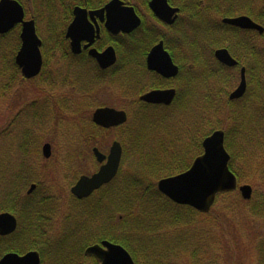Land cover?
<instances>
[{"label": "trees", "instance_id": "trees-1", "mask_svg": "<svg viewBox=\"0 0 264 264\" xmlns=\"http://www.w3.org/2000/svg\"><path fill=\"white\" fill-rule=\"evenodd\" d=\"M17 1L25 8L27 18L36 22L38 35L43 41L44 57V67L39 77L45 78L44 83L52 89L57 86L55 78L63 76L61 79H65L64 74L52 77L47 71L52 55L57 52L63 57L67 55V14L64 8L69 5L93 7L98 5L97 0ZM108 1L110 0H99V8ZM262 19L264 26V16ZM198 32L207 40L211 37L209 29H200ZM129 38L130 36L120 37L117 44L120 55L129 52ZM20 47L19 26L0 36V83L2 79L7 82L0 85V98L5 96V90L9 91L22 80L21 71L15 62ZM199 58L192 61L199 66V77L193 85L191 78L188 79L189 85L185 81L182 97L184 104L180 110L160 111L143 106L137 112H129L127 124L121 127H127L126 137L121 141L123 158L126 159L129 153L134 157L131 161L133 170L125 172V175L122 166L115 180L91 197L84 200L72 198L58 231L52 225L55 216L50 214L55 207L48 205L49 198L39 197L41 168L37 169V164L32 163L33 170L29 168L30 172L26 173L24 169L30 158L29 150L23 144L18 147L14 156L20 151L24 156L22 160L29 157L24 166L18 165L16 172L6 165L4 168L0 167V212L14 214L19 222L13 235L0 237V259L7 253L24 254L36 250L41 254V264H84L88 260L84 253L89 246L109 241L126 248L136 264H175L161 260L162 256H167V245L163 241L165 237L156 240V234L162 231V217H170L171 221L185 225L188 232L189 228L193 230L195 217L206 215L170 201L158 191L157 182L164 176H176L187 171L192 162L203 153L204 139L217 130L225 131V145L231 155L230 168L239 182L241 174L232 162L237 157L234 149L238 147L241 153H251V157L256 158L261 156V148H264V60L262 89H254L257 76L251 70L253 74L249 76L246 97L233 103L214 100L215 96L221 95L225 85L220 82L214 87L208 55L200 54ZM86 123L85 130L82 131L84 137L96 130L99 133L109 131L95 126L91 121ZM0 155V164L6 163L1 153ZM6 176L10 179L5 180ZM33 183L37 185V189L33 194L27 195V190ZM250 211L255 216L264 215V195L251 202ZM187 234H180L171 248L177 246L180 250L188 249L189 242L182 241L183 237H188L193 243L190 249L194 250V264H199L196 257L199 247L193 242L196 240L193 237L195 232ZM257 250L260 264H264V239Z\"/></svg>", "mask_w": 264, "mask_h": 264}, {"label": "rangeland", "instance_id": "rangeland-1", "mask_svg": "<svg viewBox=\"0 0 264 264\" xmlns=\"http://www.w3.org/2000/svg\"><path fill=\"white\" fill-rule=\"evenodd\" d=\"M63 67L62 55L57 52L52 55L47 71L53 77L56 72L64 71ZM7 76L8 74L5 77ZM44 80L45 78L40 77L34 81L19 80L9 91L5 90V96L0 98V136L5 135L0 139V153L6 161L1 163L0 167L4 168L6 165L11 171L16 172L17 166L23 167L29 157L35 159L37 166L40 164L38 167L41 168L42 174L39 197L49 198L48 205L50 204L51 208L55 207L50 214L55 216L52 225L58 231L74 198L70 192L72 186L80 176L91 175L100 166L92 149L98 147L103 153L108 154L114 141L122 143L121 140L126 137L127 127L104 133L96 130L88 137H84L82 131L85 130L86 121H91L94 111L99 107L125 109L128 101L122 98L120 86L119 88L118 85L102 83L99 87H92L93 90L87 94L91 96L78 97L76 100L78 103H75L72 96H77L76 90L72 91L66 86L51 90ZM238 80L236 77V80L232 81L231 90L239 85ZM82 82L84 85L82 89L90 90L87 82ZM1 83L7 82L6 80L3 82L2 79ZM67 93L71 94L68 101L65 97ZM33 101L36 103L32 105ZM46 143L52 147L50 159H46L42 154V148ZM21 144L29 150V157L25 160H22L24 156L20 151L14 156ZM234 150L237 157L232 162L241 174L239 184L250 185L253 188L252 198L244 200L239 191L220 194L211 211L204 214L206 216L195 217L193 230L189 228L188 232L185 225L171 221L170 217H162V231L156 234L157 239L154 236L156 240L165 237L163 241L167 245V256L164 258L162 256L161 260L175 264H194L192 258L194 250L190 249L193 243L188 237L182 239L183 242L186 241L185 243L189 242L188 249L180 250L177 246L171 248L173 246L171 244H176L180 234L185 236L187 233L195 232L193 237L195 236L196 240L193 242L199 247V252L195 251L199 264H260L257 247L264 239V215L255 216L250 209L251 202L264 195V148H261V156L256 158H252L251 153H241L238 147ZM133 160L131 153L123 160L124 173L133 170L131 163ZM29 168L33 170L30 158L24 171L30 172ZM4 179L8 180L10 177L6 176ZM183 242L182 245L185 244ZM94 261L89 258L84 264H94ZM147 261L150 262L148 259Z\"/></svg>", "mask_w": 264, "mask_h": 264}, {"label": "flooded vegetation", "instance_id": "flooded-vegetation-1", "mask_svg": "<svg viewBox=\"0 0 264 264\" xmlns=\"http://www.w3.org/2000/svg\"><path fill=\"white\" fill-rule=\"evenodd\" d=\"M122 1L125 6L135 9L141 19L140 26L130 34L120 33L115 35L105 27L106 21H101L98 15L92 18L88 14V20L93 24L96 34L98 32L99 38H96L92 44L89 40L83 39L81 41V52L78 54L73 52L71 39L67 38V31L75 20V9L79 7L90 13L103 8L109 1L100 8L99 0H97L98 5L93 7L69 5L64 8L67 14L65 30L67 55L62 56L64 71L59 73L64 74L65 79L63 81L61 79L63 76L57 77L55 79L57 86L51 90L60 88V86L71 88L72 91L76 90L77 96H72V98L75 103H78L76 101L78 97L91 96L87 94L93 90V86L99 87L102 83L110 86L118 85L117 87L120 86L122 89V98L128 101L125 109L120 110L126 111L128 115L129 112H137V109L143 106L160 111L180 110L184 104L182 97L185 81L189 85L188 79L191 78V85H193L199 77V66L194 65L192 61L198 60L200 54L208 55L211 61L209 69L212 73L214 87L220 82L225 85L220 93L221 97H214L216 102L227 99L230 102L237 103L243 100L249 90V76L253 74L251 70L255 71L257 76V85L254 89L257 91L262 89L264 33L261 34L254 29H242L226 23L225 20L249 17L256 24L263 26L264 0H167L168 5L177 10L171 17V19H174L172 24L162 20L155 14L150 7L152 0ZM200 29L210 30L211 37L209 40L200 36L198 32ZM123 36H130L128 40L129 52L120 55L117 44H119L120 37ZM206 41L208 42L206 43ZM160 44H162L163 50L168 56L161 53L163 52L161 51L156 52L150 58L154 49ZM109 47H113L116 52V62L112 66L103 69L90 51L96 50L101 54ZM219 50H226L237 64L228 66L220 62L216 57ZM175 67L177 73L173 75ZM159 68L172 76L161 74L157 70ZM243 69H245L247 81L246 93L241 99L231 100V94L241 83ZM59 73L56 72V75ZM235 76L239 79V85L231 90L232 81L236 80ZM37 78L31 80L34 81ZM31 80H25L22 77V81ZM82 81L87 82L90 90L82 89L84 88ZM165 90L175 91L174 98L169 105L147 103L141 99L147 93ZM69 94L65 95L67 101L71 96ZM35 103L36 101H33L32 105ZM105 107L109 106L99 108ZM30 160L31 163L36 164L33 157H30ZM36 168L39 167L36 166Z\"/></svg>", "mask_w": 264, "mask_h": 264}, {"label": "water", "instance_id": "water-1", "mask_svg": "<svg viewBox=\"0 0 264 264\" xmlns=\"http://www.w3.org/2000/svg\"><path fill=\"white\" fill-rule=\"evenodd\" d=\"M150 7L162 20L170 24L174 22L171 17L177 10L172 9L168 5L167 0H152ZM74 13L75 20L67 31V38L71 39L72 50L76 54L81 52V41L83 39L89 40L90 44H92L96 38H99L98 32L96 34L93 24L88 20V14L92 18L98 15L101 21H106L105 27L115 35L120 33L130 34L141 24V19L135 9L125 6L122 0H111L103 8L90 13L77 7ZM225 22L242 29H254L261 34L264 33V28L249 17L226 19ZM18 25L21 26V47L16 55L15 62L24 78L33 79L40 74L43 67L42 40L38 36L36 23L33 19L26 20L25 10L17 0H1L0 35L9 33ZM81 35L83 36L81 37ZM156 52H161L168 56L164 52L162 44L154 49L150 58ZM90 53L97 59L103 69L112 66L116 62V52L113 47H109L101 54L96 50H91ZM216 57L220 62L228 66L237 64L226 50L217 51ZM174 69L173 75L177 73V68L175 67ZM157 70L165 76H172L166 74L163 69L159 68ZM246 90L247 81L245 69H243L241 83L231 94L230 99L242 98ZM174 95V90L153 91L142 96L141 99L147 103L169 105ZM127 120L128 116L125 111L109 107L98 108L92 115L93 123L104 129L122 126ZM209 143L212 144L214 149V156L210 167L204 170L203 178L194 187L174 184V180L179 179L181 175L189 174L201 160L207 157ZM203 149L204 153L195 159L189 170L177 176L160 180L157 184L158 190L174 203L189 206L203 214L211 211L219 194L239 190L244 200H250L253 196V188L250 185L239 186L236 175L230 169L231 156L225 147V132L218 130L207 137L203 142ZM93 153L97 161L102 165L98 172L92 176H82L72 188V194L79 199L91 196L95 191L110 183L117 176L121 166L123 148L118 141L113 142L108 155L102 153L98 148H94ZM43 155L47 159L51 157L52 147L50 144L44 145ZM35 188L36 186L32 185L28 194H31ZM17 226L18 223L15 216L9 213L0 214L1 236L13 234ZM85 255L95 257L99 264H135L132 256L125 248L108 241L90 246L87 248ZM0 264H41V256L37 251H30L23 255L9 253L0 260Z\"/></svg>", "mask_w": 264, "mask_h": 264}, {"label": "snow or ice", "instance_id": "snow-or-ice-1", "mask_svg": "<svg viewBox=\"0 0 264 264\" xmlns=\"http://www.w3.org/2000/svg\"><path fill=\"white\" fill-rule=\"evenodd\" d=\"M214 156L212 144L208 145L207 157L200 161L193 170L187 175H181L179 179L174 180L176 185L194 187L202 178L204 170L210 167Z\"/></svg>", "mask_w": 264, "mask_h": 264}]
</instances>
